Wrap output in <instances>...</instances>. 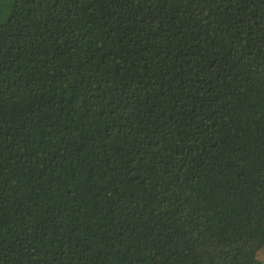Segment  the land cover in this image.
<instances>
[{
	"label": "trees",
	"instance_id": "1",
	"mask_svg": "<svg viewBox=\"0 0 264 264\" xmlns=\"http://www.w3.org/2000/svg\"><path fill=\"white\" fill-rule=\"evenodd\" d=\"M0 264H264V0H0Z\"/></svg>",
	"mask_w": 264,
	"mask_h": 264
}]
</instances>
